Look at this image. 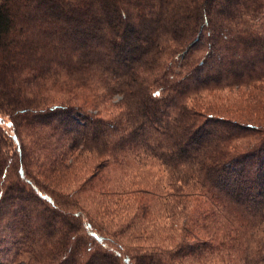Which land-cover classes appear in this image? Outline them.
I'll return each instance as SVG.
<instances>
[{
    "label": "trees",
    "instance_id": "trees-1",
    "mask_svg": "<svg viewBox=\"0 0 264 264\" xmlns=\"http://www.w3.org/2000/svg\"><path fill=\"white\" fill-rule=\"evenodd\" d=\"M126 155L163 174L104 181ZM85 164L77 191L113 194L117 230L62 190ZM154 200L177 242L125 243ZM236 248L264 264V0H0V264H229Z\"/></svg>",
    "mask_w": 264,
    "mask_h": 264
},
{
    "label": "rangeland",
    "instance_id": "rangeland-1",
    "mask_svg": "<svg viewBox=\"0 0 264 264\" xmlns=\"http://www.w3.org/2000/svg\"><path fill=\"white\" fill-rule=\"evenodd\" d=\"M119 99V96H115L114 103ZM110 109L114 112H117L119 110V107L116 105L110 104ZM3 123L7 125L9 124L10 120L7 116H3ZM121 156H123L121 154ZM125 156V155H124ZM103 159H107L105 157H102ZM127 158V164L124 166H119L117 164H114L113 162L108 164L107 167L103 170L104 181L114 183L117 185L122 186H130L132 187V181L136 180L138 178H142L143 180H149L154 181L157 180L162 174L161 168L153 162L148 161L145 165L140 164L136 159L133 157L126 155ZM80 166V164H78ZM83 171L81 173H76L75 175H69L66 178V182L61 185L62 190L65 193L72 192L76 199L80 201V207L89 214V217H92L95 219L100 226L108 232V230H117L119 223L116 222L117 216L113 214L114 208L116 207L113 204V201L115 199V196L107 191L101 190V200L99 198V194L95 195V189L90 187H84L83 189L77 191L82 186L83 180L88 176V174L92 171V168L88 166V164H85V167H82ZM81 168V169H82ZM138 171L139 175L136 176L134 173ZM86 188V189H85ZM97 192V191H96ZM158 202L157 200H154L153 203ZM152 211L151 215L147 220H142L141 218H138V228H130L128 230L129 232H133L134 234H141L143 235L142 239L136 242L134 239L129 238L127 235L123 238V241L125 243L129 244H145V245H160V246H166L171 247V243L175 244L177 242V237L174 233L177 232L178 227L173 226L170 229V234L164 233L163 224H166L168 222L167 215L163 210L160 209V205L158 203H155L154 206L150 209ZM134 211L131 213V216L129 218H122L125 220H130L133 216ZM12 220V217H11ZM8 218L5 219L3 222V227H7ZM171 223V221L169 220ZM173 224V223H171ZM137 225V224H136ZM174 225V224H173ZM139 228L142 229V233L139 232ZM133 230V231H132ZM7 232V231H6ZM8 237L13 234V231H9ZM171 234H174V239H170ZM200 240L199 238L190 237V243L197 242ZM245 238L242 242L244 243ZM249 246L253 247V249L250 251H255L260 247V245H256L255 242L251 241L249 238L248 240ZM245 252L241 248L232 249V251L228 254H226V259H231L232 261H236L237 263L230 262L229 264H247L246 259H244ZM208 260H212V257H209ZM188 264H197V261L194 259H189L187 261ZM14 264H25L22 261H18Z\"/></svg>",
    "mask_w": 264,
    "mask_h": 264
}]
</instances>
